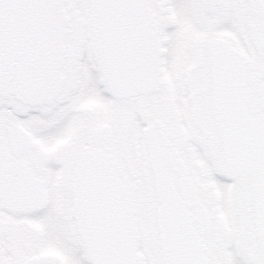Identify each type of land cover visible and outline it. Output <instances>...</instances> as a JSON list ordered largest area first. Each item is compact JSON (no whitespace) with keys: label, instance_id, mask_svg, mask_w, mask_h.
Returning a JSON list of instances; mask_svg holds the SVG:
<instances>
[{"label":"snow or ice","instance_id":"obj_1","mask_svg":"<svg viewBox=\"0 0 264 264\" xmlns=\"http://www.w3.org/2000/svg\"><path fill=\"white\" fill-rule=\"evenodd\" d=\"M0 264H264V0H0Z\"/></svg>","mask_w":264,"mask_h":264}]
</instances>
